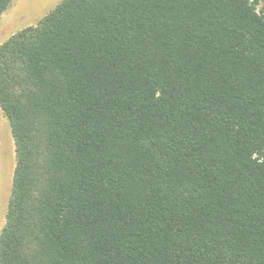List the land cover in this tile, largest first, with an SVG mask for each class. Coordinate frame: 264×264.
Here are the masks:
<instances>
[{"label":"trees","instance_id":"obj_1","mask_svg":"<svg viewBox=\"0 0 264 264\" xmlns=\"http://www.w3.org/2000/svg\"><path fill=\"white\" fill-rule=\"evenodd\" d=\"M256 4L63 0L0 45V264H264Z\"/></svg>","mask_w":264,"mask_h":264},{"label":"rangeland","instance_id":"obj_2","mask_svg":"<svg viewBox=\"0 0 264 264\" xmlns=\"http://www.w3.org/2000/svg\"><path fill=\"white\" fill-rule=\"evenodd\" d=\"M63 0H14L0 17V45L20 30L36 26ZM256 11H264V0H257ZM15 146L9 122L0 108V235L5 226L11 199L15 168Z\"/></svg>","mask_w":264,"mask_h":264}]
</instances>
